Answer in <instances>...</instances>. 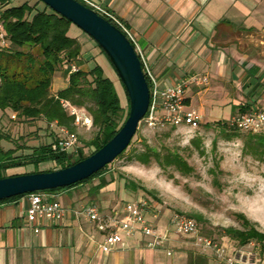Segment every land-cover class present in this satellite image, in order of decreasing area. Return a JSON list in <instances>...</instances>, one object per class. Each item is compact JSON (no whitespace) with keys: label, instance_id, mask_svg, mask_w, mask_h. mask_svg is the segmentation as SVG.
Returning <instances> with one entry per match:
<instances>
[{"label":"crops","instance_id":"1","mask_svg":"<svg viewBox=\"0 0 264 264\" xmlns=\"http://www.w3.org/2000/svg\"><path fill=\"white\" fill-rule=\"evenodd\" d=\"M93 1L133 32L161 89L193 75L209 77L206 89L187 91L189 109L197 110L196 97L214 95L216 107L264 110V0ZM90 192L77 186L44 194L48 201L60 202L66 216L60 222L36 225L27 218L28 195L0 203V264H226L212 250L197 245L195 236L172 235L164 249L154 250L138 234L105 253L104 234L75 214L94 206L88 202ZM119 199L114 194L101 197L98 208L123 216L132 201L122 204ZM158 225L162 230L167 227ZM257 245L259 264H264V249Z\"/></svg>","mask_w":264,"mask_h":264},{"label":"rangeland","instance_id":"2","mask_svg":"<svg viewBox=\"0 0 264 264\" xmlns=\"http://www.w3.org/2000/svg\"><path fill=\"white\" fill-rule=\"evenodd\" d=\"M25 1L33 6L38 4L39 10L45 8L40 0H12V6H20ZM69 36L78 38L83 45L82 58L86 65L83 68L90 70L96 65L102 66L107 77L114 81L126 116L130 107L129 97L106 54L88 34L74 24ZM24 52L40 55L38 48H26ZM8 59V54H4L0 62L5 63ZM14 66L26 67L25 59L16 61ZM68 83L63 67L55 75L52 94L67 88ZM204 89L206 88L193 87V90ZM213 97L215 96L207 95L203 99L196 97L194 101V109L199 110L204 117L198 130L178 129L168 125L149 128L143 121L126 153L109 165L101 177L81 185L91 189L88 196L91 201L88 202L100 208L101 197L109 194L120 197L119 202L122 204L129 201L146 202L147 215L162 227H166L177 214L195 219L200 216L202 221H199V236L213 239L220 244L235 246L225 235V230L229 227L243 228L235 213L245 214L264 233V148L259 147L257 140L251 141L250 138L256 134L235 131L228 127L223 132L219 122L224 123L240 112L230 106L216 107ZM90 107L94 108V105L89 103L88 108L77 107L82 112V118L88 116L90 120L89 125H84L82 121L76 128L79 142L70 151L75 154V159L78 158L80 150L85 156L92 153L87 144L94 139L98 129L94 125ZM214 116L218 117L211 119ZM0 129L11 134L15 140V143L2 142V147L5 150L19 148L17 156L30 155L35 148L53 140L51 132L54 128L45 120L26 119L11 112L3 114L1 109ZM145 142L162 152L167 149L179 151L193 168L192 173L184 174L175 167L163 169L155 162L150 166L140 164L135 156L143 151ZM36 168V165H28L15 168L18 170L10 169L4 175H23L34 172ZM55 169L57 166L53 161H46L38 166L39 171ZM102 178L108 181L113 179L115 182L104 188V193L100 196L95 187ZM136 186L147 189L151 194L142 189L136 190ZM172 235H176L174 230ZM224 238L229 240L224 241Z\"/></svg>","mask_w":264,"mask_h":264},{"label":"trees","instance_id":"3","mask_svg":"<svg viewBox=\"0 0 264 264\" xmlns=\"http://www.w3.org/2000/svg\"><path fill=\"white\" fill-rule=\"evenodd\" d=\"M40 3L42 2L40 1ZM0 22L10 44L9 48L0 47V60L4 54L9 56L5 63L0 62V109L3 114L11 112L26 119H42L50 126L57 123L76 133L78 127L76 118L72 116L70 109L66 108L63 102L79 108H88V104L91 103L94 108L90 107L89 111L93 116L94 125L98 129L94 139L87 144L92 149V153L85 156L80 150L76 159L74 153L61 150L62 138L56 129L51 132L52 142L35 148L32 154L26 156L16 155L19 148L5 150L2 147V142L15 143V140L11 134L0 129V179L9 177L4 175L8 170L28 165H36L37 168L34 172L26 174L54 171L38 170V166L46 161H53L57 166L55 170L65 169L87 159L106 146L127 122L130 107L125 116L115 83L107 77L101 66L96 65L90 70L83 68V45L78 38L69 36L73 24L46 5L43 10H39L38 4L33 6L27 1L20 6H12V0H0ZM26 48H38L40 55L25 53L24 49ZM24 59L26 67L16 66L15 68V62ZM72 66H77L80 71L70 75ZM63 67L69 81L68 87L58 91L57 94H52L51 88L55 75ZM147 80L152 87L151 80L148 77ZM242 112H246V110L243 109ZM219 125L223 132L227 130L225 122H219ZM250 139L251 141L257 140L259 147L264 148V131ZM126 151L118 158L122 157ZM135 159L145 166H150L155 162L163 169L175 167L184 174L193 171L179 151L167 149L162 152L147 142L144 143L143 151L136 154ZM107 168L108 166L90 179L73 187L94 181L105 174ZM114 182L113 179L108 181L106 178H102L95 190L100 192ZM65 189L40 193L48 194ZM137 189L151 194L145 188L136 186ZM21 197L24 196L9 200ZM235 217L242 223L243 228L229 227L225 230V235L235 243L236 247L256 242L264 249V233L258 230L245 214L235 213ZM196 220L202 221V217L197 216Z\"/></svg>","mask_w":264,"mask_h":264},{"label":"built area","instance_id":"4","mask_svg":"<svg viewBox=\"0 0 264 264\" xmlns=\"http://www.w3.org/2000/svg\"><path fill=\"white\" fill-rule=\"evenodd\" d=\"M87 7L95 10L121 29L135 46L143 64L146 77L151 80V104L148 114L144 120L149 128H157L168 125L172 128H189L198 130L203 123V115L187 107V91L193 87H207L210 85L209 77L206 75H193L182 79L179 83L161 89L157 78L148 66L143 52L139 48L138 41L127 25L112 12L93 0H80ZM10 44L6 37L3 25L0 22V47L9 48ZM77 66H72L70 75L79 72ZM69 108L72 116L76 118V125L82 121L89 125L90 117L82 118L81 110L70 103H64ZM16 118V116H14ZM229 129L257 134L264 131V110L254 109L248 112H240L226 122ZM52 128L58 130L61 135V150L70 152L79 142L78 134L71 132L57 123L51 124ZM30 206L27 218L30 224L36 225L45 220L60 222L66 216V209L58 201H48L44 194H30ZM79 217H85L96 224L100 232L105 236L102 249L110 253L119 246H124L128 238L138 234L143 235L147 241V247L154 250L164 249L169 243L172 232L177 236H195L197 245L206 250H212L217 258L226 264H259V251L257 243L252 242L243 247H231L215 242L213 239L199 236V222L187 215L177 214L173 216L165 230L147 215V203L143 201H132L125 206L123 216H115L103 213L96 206H86L75 211Z\"/></svg>","mask_w":264,"mask_h":264},{"label":"water","instance_id":"5","mask_svg":"<svg viewBox=\"0 0 264 264\" xmlns=\"http://www.w3.org/2000/svg\"><path fill=\"white\" fill-rule=\"evenodd\" d=\"M40 1L82 29L106 54L125 86L130 100V114L120 132L87 159L52 172L0 179V202L34 193L72 188L104 170L129 148L151 104V89L142 60L121 29L78 0Z\"/></svg>","mask_w":264,"mask_h":264}]
</instances>
